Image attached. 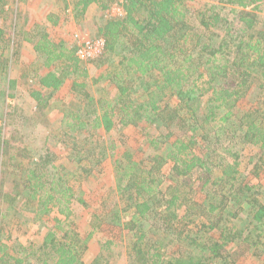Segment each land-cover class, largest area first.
Segmentation results:
<instances>
[{
  "label": "trees",
  "instance_id": "1",
  "mask_svg": "<svg viewBox=\"0 0 264 264\" xmlns=\"http://www.w3.org/2000/svg\"><path fill=\"white\" fill-rule=\"evenodd\" d=\"M93 1L80 0L77 15L83 17ZM96 1L107 10L114 0ZM219 1L232 6L237 29L216 6L193 10L188 0H123L124 16L106 19L99 29L106 50L92 62L104 64L109 59H104L106 54L113 56L111 67L117 70L109 68L105 76L94 79V83L109 79L106 95L112 97L96 99L84 82H73L71 92L83 99L76 109H67L61 123L66 158L73 169L49 148L30 147L21 130L11 134L7 125L14 120L15 109L3 103L0 232L11 211L17 226L23 225L24 210L37 209L36 223L52 213L57 216L55 229L46 232L39 245L11 247L0 233V264H236L246 253L262 255L264 203L259 196L264 158L245 176L239 153L224 149L223 143L231 137L243 147L264 150V31L258 28V16L246 9L263 0ZM4 2L0 0V7ZM191 13L195 25L190 23ZM34 26L38 31L40 25ZM8 27L16 32L15 23L0 21V95L7 99L15 97L17 84L7 77L17 45L6 39ZM34 36L25 42L42 60L37 69L48 72L38 76V89L30 96L36 102L35 113L43 114L49 99L67 84L68 74L82 70L85 77L88 72L81 69L75 47L66 51L45 34ZM217 36L221 37L218 46ZM55 64L62 72L52 71ZM253 83L258 91L252 89ZM223 110L227 111L219 117ZM216 119L220 126L215 124L211 135L207 125ZM131 127L146 132L145 144L155 153L136 160L137 154L119 151L121 157L113 162L115 184L108 194L114 202L104 197L92 224L105 223L121 233L101 242L99 254L86 263L83 257L95 230L83 238L73 226V205H88L81 184L91 180L96 167L103 170L109 149L117 147L100 134ZM168 164L170 173L164 174ZM166 176L171 184L163 188ZM253 178L258 185L252 184ZM182 208L186 210L181 215ZM115 243L123 244L125 252L114 251Z\"/></svg>",
  "mask_w": 264,
  "mask_h": 264
},
{
  "label": "rangeland",
  "instance_id": "2",
  "mask_svg": "<svg viewBox=\"0 0 264 264\" xmlns=\"http://www.w3.org/2000/svg\"><path fill=\"white\" fill-rule=\"evenodd\" d=\"M4 1V6L0 7V21L6 22L7 24H16V32H14V30L10 27L7 28L6 39H8L10 43L14 41L15 44H17L15 45V56L13 57V62L7 75L8 80L12 79L17 82L16 87L13 90L15 97L7 99L5 95H0V109H2L3 103L5 102L6 104H10L11 107L13 106L15 109L13 110L15 111L14 120L8 121L9 124L7 125V128L13 135V131H17L18 129L21 130L20 135L24 137L23 140L26 144L29 143L30 147L42 151L45 150V147L49 148L51 151L58 154L59 158L62 162H64L66 167L68 165L71 169H73L72 163H69L66 158L68 150L65 149L66 146L62 141V136H64L63 134L65 130L62 128L61 123L63 115H65L68 111L67 109H76L79 104V100L81 102L83 96L77 97L75 93L71 92V86L75 80H78V82H84L86 85L85 90L91 93L96 99L104 97L106 100H111L112 96L106 95V91L110 89L109 79L104 78L98 83H94V79H97L101 75L105 76L109 68L114 70V68L111 67L112 61L110 60L113 56L106 54L104 59H109L104 64H97V62L81 63V69L85 68L88 72V76L83 77L81 75L82 70H80L78 74H68V79L66 80L67 84L56 92L54 97L49 99L47 109L44 113L39 114L34 111L36 102L31 98L30 91L38 89L37 78L39 75L47 73L48 69L43 67L37 69V67H41L39 65H41L42 60H35L37 58V54L34 52L32 44L25 42V39L31 37V35L34 36L36 34V36H34V38H36L38 34H45L48 40L53 44H59L61 42L60 39H62V46L64 48L66 47L67 51V47L71 48L72 44H74L73 41H75V34H80L87 38L102 36L99 29L104 26L107 18L123 17L124 10L120 5L123 0H114L111 3L110 8L107 10H102L100 7L91 9V11L86 14L87 16L84 15L85 17H82V20L84 21L80 23H69L70 20L74 21L73 15H75V13L59 12L58 14V0H49L47 2L43 0ZM37 2L48 3V5L38 9L39 3ZM53 2L57 5H54ZM103 3L109 4L108 0H103ZM188 3L193 10L197 7H201L203 9L204 5H214L216 6L215 10L220 14V16L226 17L229 21H231L233 27L236 29L239 27L236 15L230 12V8H232V6L228 4L222 3L219 0H188ZM256 5H259L257 9H255ZM246 9L258 16V28L264 31V0L256 3L255 5H251ZM58 15L61 16L62 23L60 25H55L54 22L58 23ZM47 16H49L50 19L47 18ZM192 16L193 14L191 13V15H189L192 19H190V23L195 25L196 21L194 20V17L192 18ZM77 17L80 18L81 16L77 15ZM34 24L40 25L39 28H37L38 31H35V28L33 27ZM26 32H28V34H26ZM38 39H40V37H38ZM220 42L221 37H215L214 44L218 46ZM54 66L55 67L52 71L62 72V68L56 67L58 64H55ZM68 71H71V69L69 68ZM256 88L257 85L253 83L252 89ZM256 91L258 90L256 89ZM112 92H114V90ZM135 95L136 94L134 93L133 97H135ZM174 100L175 99H172L170 101V105H175ZM226 111L227 110H223L220 112L219 117ZM217 119L215 123L207 125L208 129L211 128V135H214V130H216V128L214 129L215 124H218L216 125L217 128L220 126V122ZM150 134H153V137H155L156 131H152ZM160 134V131H158L157 136ZM100 135L102 138L105 137L106 140L111 139V141L116 143L117 147L115 150L109 149V158L107 157L102 164L103 170L99 171L98 167H96L97 171L94 173L95 175L91 178V180L89 182H82L81 186L83 187V191L86 193L83 197L88 200V205L84 206L79 203H75L73 205V226L74 224L77 225V231L83 236V238H86L88 232L95 230L92 237L93 239L90 240L88 250L83 257L86 263L92 262V260L99 254L101 251V242L106 241L107 239L115 238V235H119V233H121L120 229L117 227H111L112 229H109V226L105 223L101 225V227L93 226L92 224V220L94 219L92 215L97 214V212L99 213V211L102 210L101 201L104 197L108 196L110 193L109 188L115 184L113 162L114 159L121 157L119 155V151L123 153L126 150H129L130 152L137 154L138 156L135 158L136 160H141L143 159V156L146 157L155 153L150 145L146 146L145 140H148L149 136H146V132L140 127H131L121 130L116 129L111 134ZM159 139L161 141L163 140L162 137H159L158 140ZM90 140H92V138ZM46 141L47 143L44 144ZM169 143H171V141ZM224 146H227V148H230L232 151L239 153V160L242 163L241 170L245 176L251 175L250 172L254 164H256L260 158H264V150L260 147H254L251 145L243 147L231 137H227L226 141H224L223 148L225 149ZM229 157L230 160H233L232 156ZM170 167L171 164L166 165L163 169V173L169 174ZM261 180L262 187L259 198L261 202L264 203V175L261 176ZM169 184H171L170 177L166 176L162 187L166 188ZM252 184L258 185L257 180L254 179ZM183 191H187V189H184ZM181 193L183 194L184 192ZM78 196H82V194H78ZM191 196H193V194L187 195L188 198ZM108 197L109 202H114V198L112 196ZM113 204L111 205V208L115 209L116 207H113ZM230 204V206H232V203ZM0 208H2V205ZM36 210L37 209H34L33 211L24 210V213L20 218L23 223L22 226L14 224L16 220L12 217L14 216L13 211H11L10 216L3 221V229L0 233L5 241H11V247H29V244L32 243L39 245L43 241L44 234L49 230L55 229L56 222H53V218H55L57 214L52 213L51 215L44 217V221L36 223L35 218H38ZM185 210L186 208L181 209V215L185 212ZM189 228L196 229L193 225H190ZM114 233L116 234L112 237ZM116 244L117 243L113 246L114 251L124 250L125 252V246L123 244H120L117 247ZM260 250H264L263 246L260 247ZM236 264H264V251L260 256H255L252 252H250V254L246 253Z\"/></svg>",
  "mask_w": 264,
  "mask_h": 264
},
{
  "label": "built area",
  "instance_id": "3",
  "mask_svg": "<svg viewBox=\"0 0 264 264\" xmlns=\"http://www.w3.org/2000/svg\"><path fill=\"white\" fill-rule=\"evenodd\" d=\"M74 39L75 41H73L74 44H72V46L75 47V55L80 60V62L91 63L93 60L102 57L105 53L106 40L103 36L87 38L80 34H75Z\"/></svg>",
  "mask_w": 264,
  "mask_h": 264
},
{
  "label": "crops",
  "instance_id": "4",
  "mask_svg": "<svg viewBox=\"0 0 264 264\" xmlns=\"http://www.w3.org/2000/svg\"><path fill=\"white\" fill-rule=\"evenodd\" d=\"M43 1H49V0H43ZM79 1L80 0H58V14H59V12H70V13H75V15H73V17H74V21L73 20H70L69 21V23H72V22H74V23H80V22H82V21H84V20H82L83 18H82V16L80 17V18H78L77 17V14L79 13V11H81V6L80 7H78V3H79ZM37 3H39V8L38 9H40L41 7H46L47 5H48V3H42V2H37ZM53 4L54 5H57L56 3H54L53 2ZM97 8V7H99V3L95 0V1H93L88 7H87V9H86V11H85V16H87L86 14L89 12V11H91V9H94V8ZM36 10V9H35ZM83 15V16H84ZM84 16V17H85ZM47 18H49L50 19V17L49 16H47ZM62 23V21H61V16L60 15H58V23L57 22H54V24L55 25H60ZM68 23V22H67ZM40 24H41V22H40ZM35 25V24H34ZM33 25V27H35ZM60 43L59 44H61V45H63V40L62 39H60ZM56 45H58V44H56ZM35 52V51H34ZM36 53V52H35ZM37 57V56H36ZM35 60H37V58L35 59ZM83 63V62H82ZM114 70H117V68H115ZM119 71V70H118Z\"/></svg>",
  "mask_w": 264,
  "mask_h": 264
}]
</instances>
